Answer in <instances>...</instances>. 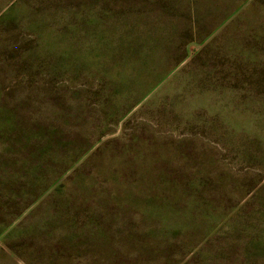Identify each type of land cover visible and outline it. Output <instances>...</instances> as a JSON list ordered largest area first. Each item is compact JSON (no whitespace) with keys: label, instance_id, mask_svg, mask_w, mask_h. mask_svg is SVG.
Masks as SVG:
<instances>
[{"label":"rangeland","instance_id":"obj_1","mask_svg":"<svg viewBox=\"0 0 264 264\" xmlns=\"http://www.w3.org/2000/svg\"><path fill=\"white\" fill-rule=\"evenodd\" d=\"M0 264H264V0H0Z\"/></svg>","mask_w":264,"mask_h":264}]
</instances>
